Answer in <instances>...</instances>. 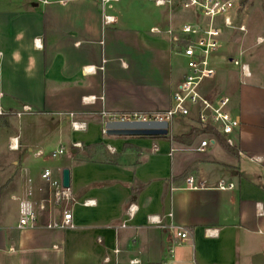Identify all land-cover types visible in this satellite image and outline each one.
<instances>
[{
	"label": "crops",
	"instance_id": "obj_1",
	"mask_svg": "<svg viewBox=\"0 0 264 264\" xmlns=\"http://www.w3.org/2000/svg\"><path fill=\"white\" fill-rule=\"evenodd\" d=\"M121 1L0 0V105L7 112L0 131L17 153L11 167L0 164V177L6 175L0 179V264H162L171 236L148 219L169 214L190 232L167 258L171 264H253L264 254V83L253 79L264 82V74L250 60L242 62L251 72L244 79L224 44L213 57L217 73L201 92L212 102L231 99L241 122L233 148L218 140L198 152L210 138L203 134L189 145L166 137L107 136L111 115L169 110L185 73V60L172 52L165 31L186 15L142 0L132 18L124 7L116 9ZM104 15L114 22L105 25ZM132 24L140 30L120 32ZM26 106L31 112L23 114ZM12 119L26 129L15 133ZM75 122L86 128L74 131ZM175 122L184 132L173 135L171 123V137L199 128L192 120ZM65 142L71 155L53 159ZM46 169L60 181L69 170L76 200L95 204L72 208V229H46L47 214L38 213L35 228L18 230L25 188L34 191L36 204L49 196L41 177ZM189 177L206 188L190 190ZM220 180L234 189L217 190ZM132 205L137 211L128 220Z\"/></svg>",
	"mask_w": 264,
	"mask_h": 264
},
{
	"label": "built area",
	"instance_id": "obj_2",
	"mask_svg": "<svg viewBox=\"0 0 264 264\" xmlns=\"http://www.w3.org/2000/svg\"><path fill=\"white\" fill-rule=\"evenodd\" d=\"M102 1L104 4H109L118 0ZM154 4L158 8H167L169 12L177 10L188 15V20L183 21L179 26H175L172 22L165 31L169 37L172 52L185 60V73L173 92L172 107L166 112L158 114L111 115L108 117V121H165L171 124L175 121L192 120L197 123L199 128H212L223 138L227 146L235 147L234 134L239 130L241 122L239 117L230 110L231 99L222 97L218 102H212L203 96L201 86L205 80L213 78L217 73L213 57L223 47L222 36L225 30L247 33L244 24L237 26L241 2L239 0H154ZM103 22L105 25H110L114 22V18L104 15ZM151 31L159 33L160 29L154 28ZM256 44L263 45L264 38L258 37ZM242 55L240 53L237 58L231 57L230 61L235 66H240L244 79H249L251 72L249 66L241 62ZM84 72H95V68H84ZM1 97L2 95H0ZM84 100L87 101L88 99ZM29 112H31V108L27 106L23 108V114ZM104 115L107 116V114ZM5 116H7V112L0 105V118ZM16 116L21 117L22 113H18ZM72 128L74 131H81L86 128V125L75 122L72 123ZM203 135L210 138L201 141L200 145L195 148L198 152H203L218 142V138L213 134L204 133ZM73 146L79 147L80 144L75 143ZM13 147L14 140H11L10 148ZM65 151V148L60 146L51 154V157L53 159L60 158L65 154ZM36 155L41 157L43 154L38 152ZM22 174H25V170L22 171ZM41 177L49 188V196L36 204L34 191L29 187L25 188L22 196L18 198L17 229L35 228L39 220L38 213L47 214L46 229L67 230L74 228L72 208L76 205L91 206L95 204V201L82 203L77 201L71 188H64L62 181L54 178L49 169L44 170ZM186 183L190 190L206 188L204 182H197L193 177H189ZM216 189L230 191L234 189V185L225 180H220ZM136 211V206L129 207L127 210L128 220L134 218ZM171 218L172 214L164 217L151 216L148 219L151 226L166 230L171 236L167 257L162 264H171L169 260L173 257L175 249L190 239V232L186 228L173 224L170 221ZM122 227L125 228L126 224H123ZM206 235L209 237L216 236L217 231L207 230ZM168 257L169 260H167Z\"/></svg>",
	"mask_w": 264,
	"mask_h": 264
},
{
	"label": "rangeland",
	"instance_id": "obj_3",
	"mask_svg": "<svg viewBox=\"0 0 264 264\" xmlns=\"http://www.w3.org/2000/svg\"><path fill=\"white\" fill-rule=\"evenodd\" d=\"M141 1L142 0H122L121 3L116 6V9L122 10V7H124V9L128 13L132 14L131 17L135 18V6ZM239 1L241 2V8L237 17V26L244 24L246 26L247 33H242L237 30H225L222 36V43L225 47H229L230 51L229 54L227 53L228 56H234L237 58V51H243L244 56L243 59L241 58V62L250 60L257 61L259 71L264 74V44H256V40L258 37L264 38V0ZM185 15L187 17L186 20H188V15ZM185 15L181 14V17L185 19ZM138 27H135L132 24V26L130 27L127 26L125 29L122 28L120 32L133 33L140 30V27ZM143 30L147 32L149 31L147 25ZM235 68L241 70L240 66H235ZM253 80L257 83H264L260 78L257 79V76L254 77ZM188 125H191V123H189ZM10 127L11 130H13L15 133H18L19 128L24 130L26 129L23 121H18L16 119L11 120ZM170 130L173 135H178L184 132L183 126L181 124H178L177 122L172 123ZM187 130L188 132L190 131L189 128ZM5 134L6 130L2 129L0 131V164H5L6 166L9 165V167H11L10 162L17 155V153L8 150L5 140ZM61 146H63L66 150L63 157H69L71 155V146L67 142H65ZM5 176L6 175L2 173V177H0V179L4 178Z\"/></svg>",
	"mask_w": 264,
	"mask_h": 264
},
{
	"label": "water",
	"instance_id": "obj_4",
	"mask_svg": "<svg viewBox=\"0 0 264 264\" xmlns=\"http://www.w3.org/2000/svg\"><path fill=\"white\" fill-rule=\"evenodd\" d=\"M170 124L165 121H108L105 123V134L111 137H167ZM64 188H71L70 171L62 174ZM253 264H264V254L254 256Z\"/></svg>",
	"mask_w": 264,
	"mask_h": 264
},
{
	"label": "trees",
	"instance_id": "obj_5",
	"mask_svg": "<svg viewBox=\"0 0 264 264\" xmlns=\"http://www.w3.org/2000/svg\"><path fill=\"white\" fill-rule=\"evenodd\" d=\"M204 133H210L213 134L214 136H216L218 138V140L223 141V138H221L212 128L207 127V128H197V127H193L190 129L189 132L182 134L180 136H176V137H171V136H167L166 138H171L173 140V142H177L180 144H184V145H189L192 142H194L200 135L204 134ZM163 138V137H162ZM225 143V142H224Z\"/></svg>",
	"mask_w": 264,
	"mask_h": 264
}]
</instances>
